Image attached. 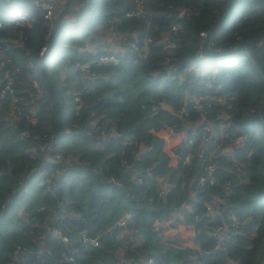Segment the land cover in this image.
Returning <instances> with one entry per match:
<instances>
[{
    "label": "trees",
    "instance_id": "trees-1",
    "mask_svg": "<svg viewBox=\"0 0 264 264\" xmlns=\"http://www.w3.org/2000/svg\"><path fill=\"white\" fill-rule=\"evenodd\" d=\"M135 1L56 0L47 30L37 8L30 24L14 23L28 0H0V44L36 115L12 123L0 97V264H10L16 244L22 257L14 264H66L62 253L75 257L70 264H264V0H139L143 14L127 15ZM110 26L121 61L97 65ZM200 30L212 44L198 57ZM143 35L154 43L138 63L128 43ZM90 60L93 72L77 73L75 61ZM196 92L211 96V106L179 114ZM161 126L185 133L172 147L174 165L150 132ZM19 129L51 135L57 150H81L68 165L38 167L42 155ZM232 136L239 140L231 145ZM209 162L214 182L198 186ZM230 214L239 222L234 233ZM166 221L192 223L197 246L163 234ZM218 227L228 232L221 244L210 235ZM97 228V245L76 240Z\"/></svg>",
    "mask_w": 264,
    "mask_h": 264
},
{
    "label": "built area",
    "instance_id": "built-area-1",
    "mask_svg": "<svg viewBox=\"0 0 264 264\" xmlns=\"http://www.w3.org/2000/svg\"><path fill=\"white\" fill-rule=\"evenodd\" d=\"M56 0H28V4L25 8L16 9L14 11V23L18 26L24 25V24H30V22L33 20V14L31 12V8H37L40 12V15L42 16L47 30H49L53 24V9L54 4ZM143 14L142 5L139 0L135 1V6L130 11L126 12L127 15L129 14ZM1 25V23H0ZM170 33L175 32V26L171 25L170 27ZM109 33L111 35L115 34L114 29L110 26L109 27ZM18 43V39L15 38L12 40V45H16ZM153 39L149 35H143L141 37L134 38L131 40L128 45L133 50V61L135 62H144L148 56L149 47L152 45ZM211 46L212 40L207 38V32L205 30H200L198 32V38H197V56H202V50L205 45ZM46 46V42L44 41L38 48L37 53L42 54ZM160 47L162 49L167 48V43L164 41L161 42ZM95 64L99 65L101 63H110L111 65H118L121 61V57L114 53V50L111 49H105V51H102L95 55V58L93 59ZM92 60L90 61H75V66L77 68V73L80 74H91L93 72L92 70ZM18 71L17 66H12L10 64V58L4 54L3 48L0 44V97L6 96L8 98V110H7V118L14 123L18 118L22 117L27 122H34L36 115H35V108L34 107H28V104L25 100H23V97L19 94L17 89L15 88V74ZM173 77V76H170ZM202 84L204 86H210V83L208 81H203ZM214 89L219 87V84L216 83L214 85ZM75 98H77L75 96ZM213 103V99L211 96H209L206 93L196 92L191 95H186L183 101V104L179 107L177 112L179 114H186L187 112V105L190 106L193 109L196 110H204L211 106ZM165 128H169L168 126H164ZM203 130H208V124L202 125ZM219 129L221 131V134L226 135L227 133L225 131H222V125L219 124ZM19 134L21 136H27L29 135L31 138L34 139L35 148L41 153V161L38 164V167L44 166L47 162H57V163H63L65 165H68L71 163L72 154L66 150H57L54 145V141L51 135H46L44 133L41 134H29L26 129H19ZM205 139V135L201 134V141ZM239 140V137L232 136L230 138L231 145L236 144ZM188 141H191V138H188ZM189 158L188 153L183 154L182 159L184 161H187ZM214 165L209 162L205 165V173L201 174L197 177L196 183L198 186H201L202 184L208 182L212 183L214 182ZM57 170L55 168L51 169V174H56ZM139 180V177L137 178ZM45 186L48 185V179L45 178ZM226 186L229 185V183H225ZM162 190H159L158 193L160 194ZM215 196H212L208 201L204 203V211L211 213L212 212V206L215 203ZM7 201V197L4 200ZM230 225L231 229L229 230V233H234L236 231V227L238 225V221L236 220L235 216L233 214H230ZM194 220L197 218L196 215H193ZM117 223L119 225L124 224V219L120 218L117 220ZM184 228L191 229L193 231V224L192 223H183ZM50 231L55 234L60 240L66 241L67 238L64 234L60 233L57 229L54 227L50 228ZM101 230L97 228L94 235L89 234L85 230H82L78 237H76V240L79 242L81 246H85L87 244L90 245H97L99 242V235ZM228 232L222 231L220 227L213 229L210 231V235H212L213 238L217 239L219 243H223V236H226ZM180 240V239H179ZM176 242L178 244H185L183 242L178 241V238H176ZM186 245V244H185ZM21 246L16 244L13 249V258L10 261V264H14L19 258L22 257L21 254ZM58 259L61 262H64L66 264L75 263V257L72 254L69 253H62L58 254ZM151 261V258H148V262ZM134 264V263H133ZM201 264V263H199ZM227 264H233L231 262H228Z\"/></svg>",
    "mask_w": 264,
    "mask_h": 264
},
{
    "label": "crops",
    "instance_id": "crops-1",
    "mask_svg": "<svg viewBox=\"0 0 264 264\" xmlns=\"http://www.w3.org/2000/svg\"><path fill=\"white\" fill-rule=\"evenodd\" d=\"M2 3L0 2V8H2ZM116 36V33L111 35L109 32H107L106 39L108 38L109 40L107 41V48H113L116 44L119 43V38L118 37H113V40H111L109 37ZM118 38V39H117ZM19 40V38L17 37ZM40 46V45H39ZM39 48V47H38ZM38 50V49H37ZM190 66L194 67V63H190ZM150 132L156 136H159L162 139V145H161V150L165 152L168 156L167 164L168 165H174L176 162V156L172 152V147L176 144L179 143V141L184 137V131L183 130H171L167 129L164 126L158 127L155 130L150 129ZM66 151L70 152L72 155L77 154L81 150V145L75 144L71 147H65L64 148ZM74 156V155H73ZM128 214H125L127 216ZM168 225H165L162 229V233L171 237V238H178L181 240V242L185 243L189 247L195 248L197 245L195 241L193 240V231L191 229H186L183 226V223H178L177 225L170 226L169 221H166Z\"/></svg>",
    "mask_w": 264,
    "mask_h": 264
},
{
    "label": "water",
    "instance_id": "water-1",
    "mask_svg": "<svg viewBox=\"0 0 264 264\" xmlns=\"http://www.w3.org/2000/svg\"><path fill=\"white\" fill-rule=\"evenodd\" d=\"M41 264V263H40Z\"/></svg>",
    "mask_w": 264,
    "mask_h": 264
}]
</instances>
